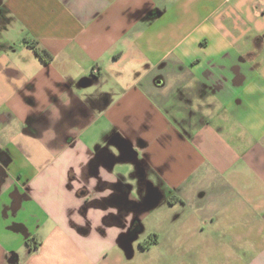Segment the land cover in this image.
Returning <instances> with one entry per match:
<instances>
[{"label":"crops","instance_id":"0c3cea01","mask_svg":"<svg viewBox=\"0 0 264 264\" xmlns=\"http://www.w3.org/2000/svg\"><path fill=\"white\" fill-rule=\"evenodd\" d=\"M218 258L264 264V0H0V264Z\"/></svg>","mask_w":264,"mask_h":264},{"label":"trees","instance_id":"16d2710c","mask_svg":"<svg viewBox=\"0 0 264 264\" xmlns=\"http://www.w3.org/2000/svg\"><path fill=\"white\" fill-rule=\"evenodd\" d=\"M26 43L34 50L36 55L45 63H50L53 60V55L44 48L39 41H26Z\"/></svg>","mask_w":264,"mask_h":264},{"label":"water","instance_id":"95a60500","mask_svg":"<svg viewBox=\"0 0 264 264\" xmlns=\"http://www.w3.org/2000/svg\"><path fill=\"white\" fill-rule=\"evenodd\" d=\"M124 200L126 201L127 200V204H131L133 201L129 200V195H125L124 196ZM124 201V202H125ZM142 231V228L140 227H134L132 229V232L131 234L129 235V239H125L124 238V242H126V244H123V248L125 249V251L127 252L128 256H131L133 254V250H134V247H133V242L137 239L139 233Z\"/></svg>","mask_w":264,"mask_h":264},{"label":"rangeland","instance_id":"374dc122","mask_svg":"<svg viewBox=\"0 0 264 264\" xmlns=\"http://www.w3.org/2000/svg\"><path fill=\"white\" fill-rule=\"evenodd\" d=\"M163 205H164V206H162V208H159V209L157 210L156 213H160L161 211H164V209H168V208H167V207H168L167 203H165V204H163ZM178 212H179V211H176L175 209H172V211L169 212V217H170L169 221L172 220L174 217L176 218V216L179 214ZM162 234H163V235H166V233H165V229H162ZM218 259H219V260H218V263H219V264L225 262V261H222L221 258H218ZM237 262H238V261H234V264H238ZM230 263H231V262H230Z\"/></svg>","mask_w":264,"mask_h":264},{"label":"flooded vegetation","instance_id":"af4514ba","mask_svg":"<svg viewBox=\"0 0 264 264\" xmlns=\"http://www.w3.org/2000/svg\"><path fill=\"white\" fill-rule=\"evenodd\" d=\"M34 240V239H33ZM33 240L30 241V243L32 244Z\"/></svg>","mask_w":264,"mask_h":264}]
</instances>
